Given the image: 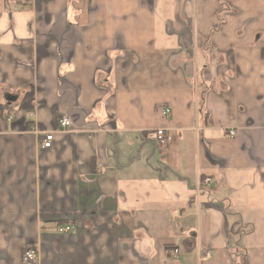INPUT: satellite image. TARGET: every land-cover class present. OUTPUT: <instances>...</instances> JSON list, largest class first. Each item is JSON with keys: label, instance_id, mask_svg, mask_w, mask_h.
I'll use <instances>...</instances> for the list:
<instances>
[{"label": "crops", "instance_id": "crops-1", "mask_svg": "<svg viewBox=\"0 0 264 264\" xmlns=\"http://www.w3.org/2000/svg\"><path fill=\"white\" fill-rule=\"evenodd\" d=\"M27 247L264 264V0H0V264Z\"/></svg>", "mask_w": 264, "mask_h": 264}, {"label": "built area", "instance_id": "built-area-1", "mask_svg": "<svg viewBox=\"0 0 264 264\" xmlns=\"http://www.w3.org/2000/svg\"><path fill=\"white\" fill-rule=\"evenodd\" d=\"M162 115L164 117H168L170 115V110L168 108H164L162 110ZM12 117L9 116L8 117V121H11ZM58 128L60 130H67L68 127L70 126V120L67 117H61L60 119H58ZM235 133L233 131H231L229 133V136H233ZM154 135V139L156 141L157 144L159 145H164L165 143H167L168 140V133L166 129L163 128H158L154 131L153 133ZM52 139H53V135L52 133H47L43 135V139L40 142V148L42 149H48L51 146L52 143ZM71 231V227L69 226H65V227H60L58 229L59 233H68ZM177 251H173V255H177ZM207 257H209V255L207 254ZM38 259V255L35 249L31 248V247H27L25 249V251L22 254V263L23 264H31V263H35Z\"/></svg>", "mask_w": 264, "mask_h": 264}]
</instances>
